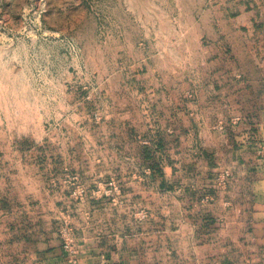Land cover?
<instances>
[{
  "label": "rangeland",
  "instance_id": "1",
  "mask_svg": "<svg viewBox=\"0 0 264 264\" xmlns=\"http://www.w3.org/2000/svg\"><path fill=\"white\" fill-rule=\"evenodd\" d=\"M256 214L264 0H0V264H77L70 228L77 256L264 264Z\"/></svg>",
  "mask_w": 264,
  "mask_h": 264
},
{
  "label": "crops",
  "instance_id": "2",
  "mask_svg": "<svg viewBox=\"0 0 264 264\" xmlns=\"http://www.w3.org/2000/svg\"><path fill=\"white\" fill-rule=\"evenodd\" d=\"M257 198V196H256ZM233 209V208H232ZM232 218V217H230ZM229 217L222 218L221 228L217 230V233L221 236H225L229 232H232L235 224H239V221H232ZM255 220H259V222H264V216L257 215L255 216ZM260 223V224H261ZM228 226V229H226ZM89 245V243H88ZM35 254L33 258L41 259L38 260L35 264H68V262H64L62 251L58 248L47 252L42 253L39 256ZM47 259V260H46ZM31 263H33L31 261ZM77 264H145L144 257L138 250L123 252L119 251L118 253L110 252L106 246H93L91 248H83L78 254Z\"/></svg>",
  "mask_w": 264,
  "mask_h": 264
},
{
  "label": "built area",
  "instance_id": "3",
  "mask_svg": "<svg viewBox=\"0 0 264 264\" xmlns=\"http://www.w3.org/2000/svg\"><path fill=\"white\" fill-rule=\"evenodd\" d=\"M78 191L80 193H83L84 189L81 188V189H78ZM62 238H63V248H64L66 254L69 255L71 257V259L74 260V262H77L78 250L75 247L76 244L74 241L72 229L70 228L68 230H63Z\"/></svg>",
  "mask_w": 264,
  "mask_h": 264
}]
</instances>
